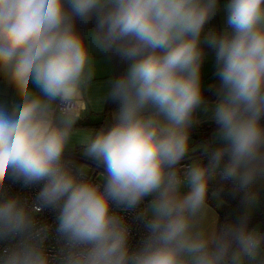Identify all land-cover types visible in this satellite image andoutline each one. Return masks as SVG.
Listing matches in <instances>:
<instances>
[{"label": "clouds", "instance_id": "obj_1", "mask_svg": "<svg viewBox=\"0 0 264 264\" xmlns=\"http://www.w3.org/2000/svg\"><path fill=\"white\" fill-rule=\"evenodd\" d=\"M220 12L222 27L206 28ZM205 48L219 80L212 101ZM98 57L125 66L104 92ZM0 79L14 93L0 99V264H264V224H252L264 0H0ZM107 102L109 121L77 127ZM201 112L217 126L198 145L207 162L184 165ZM76 145L103 169L96 179L69 158ZM218 176L245 193L244 211L219 225L209 204ZM10 182L38 191L10 194ZM45 210L54 225L39 219ZM126 212L145 229L135 247Z\"/></svg>", "mask_w": 264, "mask_h": 264}, {"label": "crops", "instance_id": "obj_2", "mask_svg": "<svg viewBox=\"0 0 264 264\" xmlns=\"http://www.w3.org/2000/svg\"><path fill=\"white\" fill-rule=\"evenodd\" d=\"M220 2L221 4H224L227 2V0H220ZM222 23H223V13L220 12L217 14V16L212 21L209 22L208 25H206V28H211L213 26L220 28L222 27ZM205 51L206 53H208V57L205 60V63L202 68V83L204 86L205 98L209 101H212V100H215L216 97L214 99H209L206 96L211 95V93L218 87L219 80L215 76V66H214V60H213L212 54L210 50L207 48H205ZM98 59L100 63H99V69H98L99 74L97 76V82H98V87H99L100 92H104L106 90L104 82L108 80L110 77H113V63L112 61L111 62L105 61L103 57H98ZM0 99H5L8 101H12L14 99V93L12 89L10 87H7L2 79H0ZM105 106H106V103L99 110H91L83 119L78 121V123L85 121V120L91 121V122L101 121L102 119L104 120V122L109 121L110 119L109 114L114 108L109 112V114L106 117H103L102 114L104 112ZM199 118L201 122L197 125H194V127L191 130V134H190L191 135L190 147L195 149V151L190 152L188 156H192L194 154L202 152L203 149L199 148L198 145L206 144V143L210 144L213 138V133L215 132L216 127H217L216 126L207 135L205 134V131L200 129V127L211 126V125H214L215 123L210 119V114H204L201 112L199 113ZM77 127L93 129V128L83 127V126H78V125ZM72 151L77 153L81 158L87 159L81 154L79 145H76V147L72 149L70 152ZM79 164H82V162L81 163L79 162ZM220 179L221 178L218 176L216 180L211 183V185L215 184ZM261 190H264V178L259 179L252 188V191L256 192L258 196H259V191ZM209 204L215 210V213L217 216V224L219 225L220 224L219 212L225 206V204L223 202V203H220L219 206H217L218 201L212 198L211 193L209 194ZM258 208H259V202H258L257 207L253 210V212H255ZM214 222H215V216L210 217L208 221L209 227H212L214 225Z\"/></svg>", "mask_w": 264, "mask_h": 264}, {"label": "trees", "instance_id": "obj_3", "mask_svg": "<svg viewBox=\"0 0 264 264\" xmlns=\"http://www.w3.org/2000/svg\"><path fill=\"white\" fill-rule=\"evenodd\" d=\"M94 26V21L87 25V28H91ZM77 28L84 30L83 26L80 25L79 21H77ZM113 63V77L120 75L124 70L125 66L119 64L115 59L112 60ZM217 89V88H216ZM216 89L211 93V95L206 96L209 99H214ZM116 105L107 102L104 112L102 114L103 117H106L109 112L115 108ZM106 122L102 119L101 121L91 122V121H82L78 123V126L89 127L93 129H98L103 126ZM216 125H211L207 127H200L201 130L205 131V134H209L211 130H213ZM74 152V151H72ZM235 185L227 180H218L215 184L211 185L210 193L213 191H217L220 198L223 200L225 206L219 212L220 224L224 223L226 220H235L243 211H244V202L243 198L245 193L243 191L234 190ZM264 190L259 191V208H261V214H257L256 211L252 213V224L254 225L257 222L264 224ZM258 208V209H259Z\"/></svg>", "mask_w": 264, "mask_h": 264}, {"label": "built area", "instance_id": "obj_4", "mask_svg": "<svg viewBox=\"0 0 264 264\" xmlns=\"http://www.w3.org/2000/svg\"><path fill=\"white\" fill-rule=\"evenodd\" d=\"M68 156L69 158L75 160L77 164H79V162L88 164L89 168L92 169L91 171L88 172V175L91 176L93 179H96L98 172L103 171L102 168H98L91 160L83 159L75 152H69ZM197 159L203 160L205 163L207 162V158L205 157L204 152L202 151L192 156H188L187 159L183 161L182 163L184 165H187L191 163V161L197 160ZM37 191H38V188L36 187L25 188L18 183L17 184H12L11 182L9 183L10 194L18 193L21 196L28 198L29 200L35 197ZM146 203L147 201H145V204ZM141 207H144V205H141ZM256 213L261 214V208L257 209ZM136 216H137V213H134V212L124 213L125 219L131 225V232H132L131 243L133 247H135L137 242L145 235V229L143 227V224L136 219ZM39 219L41 221H46L47 223L54 225L55 224V213L51 210H45L40 214ZM47 244L49 247V251L54 253L56 248L58 247V244L56 242L54 228H53L52 236L47 241Z\"/></svg>", "mask_w": 264, "mask_h": 264}, {"label": "rangeland", "instance_id": "obj_5", "mask_svg": "<svg viewBox=\"0 0 264 264\" xmlns=\"http://www.w3.org/2000/svg\"><path fill=\"white\" fill-rule=\"evenodd\" d=\"M82 164H86V163H82ZM88 165V164H87ZM89 166V165H88Z\"/></svg>", "mask_w": 264, "mask_h": 264}]
</instances>
